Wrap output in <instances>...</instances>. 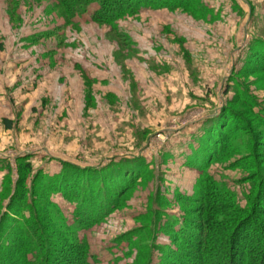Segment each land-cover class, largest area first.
I'll use <instances>...</instances> for the list:
<instances>
[{
	"label": "rangeland",
	"instance_id": "374dc122",
	"mask_svg": "<svg viewBox=\"0 0 264 264\" xmlns=\"http://www.w3.org/2000/svg\"><path fill=\"white\" fill-rule=\"evenodd\" d=\"M55 3L0 0V254L16 251L9 240L18 233L6 216L15 219L21 163L31 170L19 216H31L36 194L47 214L39 223L53 239L51 231L63 227L44 197L70 222L75 204L46 195L41 172L140 159L145 172L119 207L77 239L88 245L92 264H165L171 251H189L173 229L200 218V203L181 196L196 191L200 174L185 161L206 119L229 106L243 119L238 132L255 141L241 150L236 135L239 149L210 161L211 177L237 206L246 208L259 189L256 178L264 180V123L247 104L256 100L254 110L264 109V0L143 6L115 26L92 21L97 5L69 24Z\"/></svg>",
	"mask_w": 264,
	"mask_h": 264
},
{
	"label": "trees",
	"instance_id": "16d2710c",
	"mask_svg": "<svg viewBox=\"0 0 264 264\" xmlns=\"http://www.w3.org/2000/svg\"><path fill=\"white\" fill-rule=\"evenodd\" d=\"M198 1L56 0L55 6L69 24H75L78 15L86 13L91 5H97L98 8L91 15L92 21L115 26L121 17L134 13L143 6L190 7ZM253 61L259 65L261 60L255 56ZM239 97L248 100L246 95ZM247 104L252 107L254 116L264 123V109L254 110L258 106L256 100ZM242 120L238 112L226 106L219 114L205 120L201 135L196 137L197 145H190L191 153L187 155L185 164L197 169L200 177L196 181L194 196L181 197L186 200L196 199L200 203V218L198 222L185 223L179 230L173 229L190 252L171 251L165 264H264V225L256 217L257 214L264 215V201H260L264 195V180L256 178L260 186L257 191H252V195L257 194L254 199L249 197L246 208H241L237 206L234 196L216 182L208 170L211 159L239 149V146H233L232 143L236 135L241 150L249 149V145L252 149L255 147L254 140L246 138L243 132H238ZM4 122L7 128H11L8 120ZM135 165L139 169L132 171L131 166ZM21 167L26 173L21 177L22 187L16 191L11 204L15 209V219L6 216L11 221L9 228L18 233L16 239L9 240L13 241L16 251L11 249L7 254H0V260L6 259V264H92L90 249L86 243L77 239V234L104 222L119 207L120 196L145 172V165L140 159L111 163L102 168H82L63 163L58 174L50 176L41 172L39 182L43 183L46 195L49 194L50 197L53 193H59L65 200L75 204L73 221L70 222L56 203L44 197L49 200L51 210L61 219L63 227L61 232L58 229L51 231L55 235L52 239L46 235L42 223H39L40 219H46L47 214L45 210H41L39 203L37 205L39 200L36 194L34 202L28 205L31 216H19L20 208L26 205L28 190L24 185V178L27 171L31 170V164L21 163ZM259 204H262L261 208ZM172 226L175 228L174 224ZM69 232L74 235L71 240L68 238ZM29 255H32L31 259ZM0 264L3 263L0 261Z\"/></svg>",
	"mask_w": 264,
	"mask_h": 264
}]
</instances>
